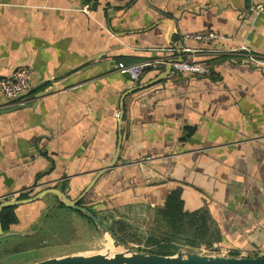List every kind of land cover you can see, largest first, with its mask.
Here are the masks:
<instances>
[{"label": "crops", "instance_id": "1", "mask_svg": "<svg viewBox=\"0 0 264 264\" xmlns=\"http://www.w3.org/2000/svg\"><path fill=\"white\" fill-rule=\"evenodd\" d=\"M259 6L264 0H0V79L32 74L25 104L0 100V109L20 107L0 115V200L55 189L74 201L93 184L88 209L152 212L184 186L185 209L208 204L220 227L214 248L264 257V70L184 37L216 33L232 40L221 47L264 56ZM181 57L208 74L173 71L127 95L120 126L126 93ZM145 61L165 64L139 82L118 71ZM120 133L118 161L106 170ZM61 203L47 195L16 207L18 223L5 231L20 238L16 253L34 249L27 241L44 216L77 214ZM83 253L53 251L26 264Z\"/></svg>", "mask_w": 264, "mask_h": 264}, {"label": "trees", "instance_id": "2", "mask_svg": "<svg viewBox=\"0 0 264 264\" xmlns=\"http://www.w3.org/2000/svg\"><path fill=\"white\" fill-rule=\"evenodd\" d=\"M222 58L226 59L228 57ZM184 188V186H178L168 195L164 207L152 210L154 217L151 229L148 234L143 236L137 230L135 232L128 221L122 217L118 219L113 215L115 211L111 209L100 207L89 210L107 228L116 243L120 246H128L129 242H136L140 247L143 246L139 249V252L175 256L182 250H197L200 252L203 248L207 250L214 249V246L222 241L220 227L208 204L193 212L185 209ZM27 194L30 193L22 194L20 199H29L31 195L28 196ZM61 206L67 208L63 203H61ZM81 206L88 208L85 201L81 203ZM130 208L132 210V207ZM15 210L16 207H10L2 211L1 222L4 231L9 230L12 225L18 223ZM79 214L97 228L88 216L82 213ZM231 255L237 256V254Z\"/></svg>", "mask_w": 264, "mask_h": 264}, {"label": "rangeland", "instance_id": "3", "mask_svg": "<svg viewBox=\"0 0 264 264\" xmlns=\"http://www.w3.org/2000/svg\"><path fill=\"white\" fill-rule=\"evenodd\" d=\"M136 208L135 211L121 208L122 211H115L113 215L118 219L122 217L128 221L132 225V229L135 232L137 230L143 236L150 231L154 216L150 211ZM38 230L37 235L28 238L27 246L29 245L34 249L26 248V254H23V252L21 254L16 253L15 247L19 246V237L8 238L11 240L8 244L6 243L7 239L5 242H1L0 264H26L32 258L53 251L76 252L77 250H83V254L91 255L108 252L119 253L122 252L123 248L139 252V249L143 247H140L136 242H129L128 246L119 245V248L116 247L115 240L111 235L109 237L104 236L98 227L96 228L78 212L75 216H69L66 212L55 210L42 218ZM7 249H12L13 253H10Z\"/></svg>", "mask_w": 264, "mask_h": 264}, {"label": "water", "instance_id": "4", "mask_svg": "<svg viewBox=\"0 0 264 264\" xmlns=\"http://www.w3.org/2000/svg\"><path fill=\"white\" fill-rule=\"evenodd\" d=\"M178 60H173L170 62L169 66L167 67L166 71L160 74L155 80L147 83L145 85L136 87L135 89L126 93L123 97L121 103V113H120V126L123 123L124 118V99L127 95L139 91L144 90L148 87L153 86L156 83H159L173 74V67L172 64L177 62ZM183 58L178 62H182ZM20 107L8 108V109H0V115L7 114L18 110ZM123 137L120 133L118 147L116 156L110 166L107 167L106 170H111L114 165L117 163L119 154L121 151ZM92 186L89 188L77 199L74 201H70L65 193L59 190H47L41 192L29 199L20 200L18 198L7 200L2 202L0 205V242L13 237L14 234H6L2 222H1V213L4 209L10 207H17L21 205L32 204L47 195H55L56 197L63 200V204L70 210L77 211L78 213L85 214L88 216L91 221L98 227V229L102 232L104 236H110L109 231L102 223L93 215V213L86 207L81 206L83 200H85L87 194L92 189ZM115 246L119 248V244L115 242ZM34 264H264V257H238V256H220V255H203L199 251H189V250H182L175 256H161L156 254H151L147 252H137L134 250L129 251H122L119 253H99V254H77V255H68L65 257L60 258H51L41 262H37Z\"/></svg>", "mask_w": 264, "mask_h": 264}, {"label": "built area", "instance_id": "5", "mask_svg": "<svg viewBox=\"0 0 264 264\" xmlns=\"http://www.w3.org/2000/svg\"><path fill=\"white\" fill-rule=\"evenodd\" d=\"M83 12L87 15L90 14L89 7H85ZM253 12L259 14L264 12V7L259 6L253 9ZM186 40L197 41L209 46H213L214 48L211 50L212 53L217 55H242L249 64L254 66L255 68L264 70V56L257 55L253 53L250 49H248L245 45L235 48H226L224 46H219L222 42L229 41L232 42L231 39L221 36L216 33H197V34H186ZM161 64H165V62H152L145 61L135 64L126 65L124 63H120L118 65V71L124 75L130 77V79L134 82H139L143 77L144 73L148 69H157ZM173 71L176 73L183 74H208L207 66L204 64H191L188 62H175L172 64ZM31 79L32 74L30 71L26 69L16 70L12 76L0 79V100H4L9 104H25L27 97L31 92ZM150 160V159H149ZM28 193V192H26ZM21 195V194H20ZM20 195H17L16 198H20ZM19 196V197H18ZM5 199L0 200V202H4ZM133 249L123 248L122 251L126 252ZM203 255H220V256H232L231 252L223 251L218 248H214L211 250L202 249L200 251Z\"/></svg>", "mask_w": 264, "mask_h": 264}, {"label": "bare ground", "instance_id": "6", "mask_svg": "<svg viewBox=\"0 0 264 264\" xmlns=\"http://www.w3.org/2000/svg\"><path fill=\"white\" fill-rule=\"evenodd\" d=\"M112 244H113V242H111ZM114 245V244H113ZM109 253H111V252H109ZM112 254V253H111Z\"/></svg>", "mask_w": 264, "mask_h": 264}]
</instances>
